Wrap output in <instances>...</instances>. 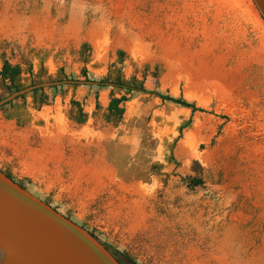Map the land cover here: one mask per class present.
I'll list each match as a JSON object with an SVG mask.
<instances>
[{
    "label": "rangeland",
    "instance_id": "374dc122",
    "mask_svg": "<svg viewBox=\"0 0 264 264\" xmlns=\"http://www.w3.org/2000/svg\"><path fill=\"white\" fill-rule=\"evenodd\" d=\"M253 12L248 0H0V66L21 67L22 89L61 82L43 87L46 104L28 91L0 105V169L122 264H264V25ZM107 74L145 89L117 121L106 106L124 90L98 85ZM13 92L0 79V100Z\"/></svg>",
    "mask_w": 264,
    "mask_h": 264
},
{
    "label": "water",
    "instance_id": "95a60500",
    "mask_svg": "<svg viewBox=\"0 0 264 264\" xmlns=\"http://www.w3.org/2000/svg\"><path fill=\"white\" fill-rule=\"evenodd\" d=\"M248 2L264 25V0ZM59 83L30 85L1 99L0 105L34 88ZM0 264L120 263L96 237L0 169Z\"/></svg>",
    "mask_w": 264,
    "mask_h": 264
},
{
    "label": "trees",
    "instance_id": "16d2710c",
    "mask_svg": "<svg viewBox=\"0 0 264 264\" xmlns=\"http://www.w3.org/2000/svg\"><path fill=\"white\" fill-rule=\"evenodd\" d=\"M82 47L85 48V47H87V45L82 44ZM117 56H118V60L121 61L122 57L124 56V52L121 50H118ZM27 71L30 73V71H31L30 65L27 67ZM21 72H22V69L18 64H11L10 62H8V60L2 61V64L0 66V79L3 82V84L5 85L7 90L17 91V90L22 89V86L18 82V77H19ZM81 75L83 76L85 81L90 80L88 75H87L86 69L84 67L81 69ZM154 81L155 80L153 78V84H155ZM106 84L112 85V86H115L117 88L124 90V94L120 95L119 97H110V99L107 103V106H106V110H107V113L105 115L106 121H110V120L117 121L120 119V117L123 113V106H121V104L128 99L127 94H130V93L136 92V91L137 92H145V89L143 87L142 82H137L135 80H133L131 82H124L122 80V78L120 77V75H117L114 79H111L110 75L107 74V76L105 78L100 79L98 81V85H100V86H103ZM31 92L33 95V102L36 106L47 103V96L43 93V87L34 88L31 90ZM150 93L154 94L156 96H159L162 100H167V101L173 102L175 104H178L180 106L190 108L192 113L194 111L198 110L193 105V103L186 102L185 100H183L180 97L175 98V97H171L168 95H163V94H160L159 92H157L156 90H151ZM9 103H11V101L6 102L5 104H9ZM70 105L74 110L73 114L71 115V119L76 123H83L85 120V113L82 111L81 102H79L78 100L71 99ZM95 106L99 107L100 103L98 101H96ZM189 123H190V119L182 127L187 126ZM4 173L6 176H8L9 178H11L14 181V179L7 172H4ZM185 180H187V186L189 188H192V187H195V186H198L201 184V180L199 178H196V177H188ZM14 182H16V181H14ZM16 183H18V182H16ZM18 184L21 187L26 188L22 182H19ZM45 203H47V202H45ZM53 208L56 209L55 207H53ZM81 227H83V226H81ZM89 233L92 236H94L92 231H89ZM102 245L107 250H109V252L113 255V257H115L117 259V254L119 251H113V250L109 249L103 243H102ZM120 254H121V256H123L124 259L129 260V257L126 255V253L121 252ZM119 263L122 264L121 261H119Z\"/></svg>",
    "mask_w": 264,
    "mask_h": 264
},
{
    "label": "bare ground",
    "instance_id": "6f19581e",
    "mask_svg": "<svg viewBox=\"0 0 264 264\" xmlns=\"http://www.w3.org/2000/svg\"><path fill=\"white\" fill-rule=\"evenodd\" d=\"M254 13V12H253ZM83 228V227H82ZM85 229V228H84ZM86 230V229H85ZM88 231V230H87ZM89 232V231H88ZM101 243V242H100ZM102 244V243H101ZM109 251V250H108Z\"/></svg>",
    "mask_w": 264,
    "mask_h": 264
},
{
    "label": "flooded vegetation",
    "instance_id": "af4514ba",
    "mask_svg": "<svg viewBox=\"0 0 264 264\" xmlns=\"http://www.w3.org/2000/svg\"><path fill=\"white\" fill-rule=\"evenodd\" d=\"M4 172V171H3Z\"/></svg>",
    "mask_w": 264,
    "mask_h": 264
}]
</instances>
